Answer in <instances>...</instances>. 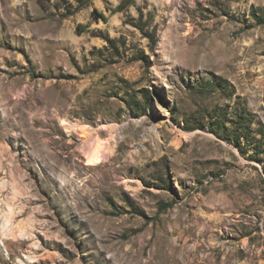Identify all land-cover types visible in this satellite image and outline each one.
<instances>
[{
  "label": "rangeland",
  "instance_id": "rangeland-1",
  "mask_svg": "<svg viewBox=\"0 0 264 264\" xmlns=\"http://www.w3.org/2000/svg\"><path fill=\"white\" fill-rule=\"evenodd\" d=\"M135 1L0 0V264H264V0Z\"/></svg>",
  "mask_w": 264,
  "mask_h": 264
},
{
  "label": "trees",
  "instance_id": "trees-1",
  "mask_svg": "<svg viewBox=\"0 0 264 264\" xmlns=\"http://www.w3.org/2000/svg\"><path fill=\"white\" fill-rule=\"evenodd\" d=\"M76 2V4H74L73 2H68L66 3V5H61L62 8L64 9V12L61 13L62 17H68L70 15H73L74 13L78 12L80 9H82L89 0H74ZM128 7H135L140 14H142L141 11V7L136 5V1L135 0H119V3L117 5V7L114 9V11H122L125 10ZM90 17L95 20L98 21L99 19L102 20H106V16L99 12L96 8H93L91 10L90 13ZM213 86L216 88H220L222 90H228V83H226V81L222 80L221 78H217V80L214 81ZM219 111V110H218ZM216 110V112H218ZM222 113L219 112L218 117L221 115ZM248 112H242L239 115H237V118L243 119L244 121H242V124H245L246 122H248ZM236 123L239 122L238 120L235 121ZM248 124V123H247ZM242 125L243 126V130L241 133H239L237 135V137H235L236 142L239 143L240 139L243 138L245 140H247L250 137V132L251 130L249 129L248 125ZM212 127L214 128V130H219L221 132H223L222 127L218 125V123H213Z\"/></svg>",
  "mask_w": 264,
  "mask_h": 264
},
{
  "label": "bare ground",
  "instance_id": "bare-ground-1",
  "mask_svg": "<svg viewBox=\"0 0 264 264\" xmlns=\"http://www.w3.org/2000/svg\"><path fill=\"white\" fill-rule=\"evenodd\" d=\"M62 124H63V127L65 128V129H67L68 131L69 130H71V129H76V130H79V132L80 133H82L83 132V130H84V124H82V123H80V122H77V123H72L71 121H69L68 119H63L62 118ZM110 137L112 138V139H114V135L112 134V133H110ZM2 148L0 147V155H2V154H5V150L3 149V150H1ZM15 169H16V165L14 164V165H12V167L10 168V169H8L7 168V170L10 172V176H13L12 175V172H15ZM18 181H21V178H20V180L18 179ZM29 200V203H32V199L31 198H29L28 199ZM17 216H19V215H17ZM9 217L10 218H13V219H16L17 217H16V215L14 216V214L13 215H9ZM8 217V218H9ZM9 220H11V219H9ZM33 226L34 225H31V230H33L32 228H33ZM18 228H19V225L17 226ZM9 230L12 232V233H9V234H6L7 236L8 235H14V231H12V229L11 228H9ZM19 230V229H18ZM20 231V230H19ZM24 231V230H23ZM19 233V232H18ZM16 234V233H15ZM15 236V235H14ZM8 240V238H6V241ZM19 241H18V243H20L21 245H23V243L25 242L24 240H22V239H18ZM5 241V242H6ZM4 242V243H5ZM3 263L4 264H9V262H8V260L7 261H3Z\"/></svg>",
  "mask_w": 264,
  "mask_h": 264
}]
</instances>
